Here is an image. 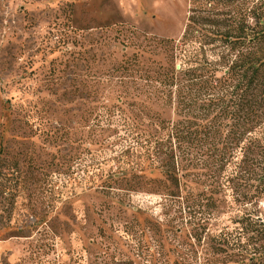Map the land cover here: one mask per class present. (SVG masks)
I'll return each instance as SVG.
<instances>
[{
  "label": "rangeland",
  "instance_id": "1",
  "mask_svg": "<svg viewBox=\"0 0 264 264\" xmlns=\"http://www.w3.org/2000/svg\"><path fill=\"white\" fill-rule=\"evenodd\" d=\"M190 7L0 0V264H237L214 238L263 212L260 170L231 174L238 150L214 176L174 148L164 173L163 123L183 117L147 76L179 65L161 41Z\"/></svg>",
  "mask_w": 264,
  "mask_h": 264
},
{
  "label": "trees",
  "instance_id": "2",
  "mask_svg": "<svg viewBox=\"0 0 264 264\" xmlns=\"http://www.w3.org/2000/svg\"><path fill=\"white\" fill-rule=\"evenodd\" d=\"M246 2L190 0L181 38L161 41L179 65L147 77L152 93L164 105L174 104L183 117L163 123L167 132L161 145L169 153L164 173L174 168V148L186 160L190 149L202 150V166H213L214 176L236 163L240 150L238 169L231 174L242 172L241 163L251 167L250 173L258 168L262 184L257 194L264 197V11ZM235 222L234 233L214 238L216 252H225L233 263L264 264V209L246 212Z\"/></svg>",
  "mask_w": 264,
  "mask_h": 264
}]
</instances>
